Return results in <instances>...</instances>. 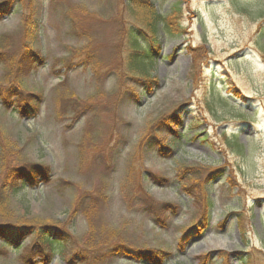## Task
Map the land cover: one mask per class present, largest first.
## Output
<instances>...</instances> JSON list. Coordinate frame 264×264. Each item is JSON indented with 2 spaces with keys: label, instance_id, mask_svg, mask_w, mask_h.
Segmentation results:
<instances>
[{
  "label": "rangeland",
  "instance_id": "obj_1",
  "mask_svg": "<svg viewBox=\"0 0 264 264\" xmlns=\"http://www.w3.org/2000/svg\"><path fill=\"white\" fill-rule=\"evenodd\" d=\"M150 2L159 47L142 0H0V86L41 102L0 100V223L65 234L50 264H264V0ZM26 44L43 64L21 78ZM30 165L47 180L2 191Z\"/></svg>",
  "mask_w": 264,
  "mask_h": 264
},
{
  "label": "trees",
  "instance_id": "obj_2",
  "mask_svg": "<svg viewBox=\"0 0 264 264\" xmlns=\"http://www.w3.org/2000/svg\"><path fill=\"white\" fill-rule=\"evenodd\" d=\"M141 4H145V6H141L140 8L142 12L146 15H149L145 19L144 26L149 35L151 36V42L153 43V47H159L158 43V33L160 32L161 26L166 27V29L170 30L168 26V20L166 16H163L155 10L153 4H151L150 0H142ZM30 24V23H29ZM31 26V24H30ZM128 32V31H127ZM129 39V43L133 46H137V37L132 32L129 31L127 34ZM153 54L151 51H147L144 53L143 57L141 55H131L130 59L134 60H150L152 59ZM158 56V54H156ZM1 60V59H0ZM7 60H2L1 62L5 65L7 64ZM13 61L11 62V65ZM43 64V60L41 59L38 51L29 47V45H24L23 53L17 61V68L15 69L16 73H21V78H27L30 76L32 71L36 69L39 65ZM19 77V76H18ZM17 77L18 84H23V80H19ZM21 86V85H20ZM17 88L10 89L8 87L2 88L0 86V100L5 105L7 109H12L17 105L18 111L21 116H26L29 112H34L36 114L37 108L39 107L41 102L38 101L37 97H34V94L28 95V97L21 98V101L18 104H14V106H10L12 103L13 96H18V93L15 92ZM20 98V97H18ZM20 108V109H19ZM175 117V116H174ZM178 118V116H176ZM215 174H213L214 176ZM49 176L48 168L30 165L24 168H13L10 171H7L5 174V178L2 181V191H9L11 194H15L26 184L33 185L37 182V179H41L42 181H46ZM25 183V184H24ZM3 191V192H4ZM208 224V223H207ZM199 227V226H198ZM208 228V226L206 227ZM47 228H42L37 232L33 227H21L17 228L14 225L10 224H2L0 223V242L5 246L16 247L19 246L18 242L23 240L26 237V234H30L29 236H34V234L39 235L37 243L32 247V251L30 254L26 256V264H50L52 258L55 253V241L53 238L63 237L65 239V234L62 232ZM199 228H191L184 236V240L188 238H192L195 235H198ZM36 232V233H35ZM60 233H62L60 235ZM202 236V234H200ZM67 239V238H66ZM20 248V247H19ZM140 261H144L150 264H162L168 260L169 256L161 257L160 253L156 251H147L142 250L138 251L135 254ZM39 260V261H37Z\"/></svg>",
  "mask_w": 264,
  "mask_h": 264
}]
</instances>
